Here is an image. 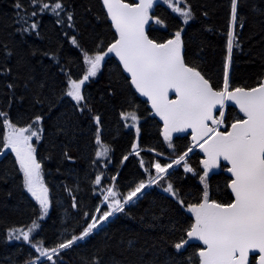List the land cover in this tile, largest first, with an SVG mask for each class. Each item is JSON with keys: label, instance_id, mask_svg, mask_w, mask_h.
<instances>
[{"label": "snow or ice", "instance_id": "1", "mask_svg": "<svg viewBox=\"0 0 264 264\" xmlns=\"http://www.w3.org/2000/svg\"><path fill=\"white\" fill-rule=\"evenodd\" d=\"M98 4L94 9L90 3L84 12L106 26L109 38L97 34L93 26L86 40L81 22L90 21L74 0H12L13 31L21 37L43 38L46 16L57 26L55 48H33L30 55L48 57L59 79L49 83L45 74L38 80L14 45L0 44L5 61L19 57L15 73L6 62L0 64V76L14 77L6 83L11 97H16L18 79L31 93L27 122L14 121L9 111L0 109V158L14 156L11 167L0 171V182L11 181L25 200L30 197L32 209L30 222L5 226L4 239L20 242V251L28 246L22 264H67L66 252L102 233L104 241L81 264H264V69L249 84L235 82L233 67L236 51H243L241 36L248 23L242 11L245 0H228L219 81L189 47L186 28L197 18L191 0H98ZM161 5L167 6L166 15ZM254 11L264 18V8ZM259 23L264 25V19ZM66 48L75 50V55L69 56ZM260 58L264 60V54ZM102 70L109 73L106 95L115 97L119 91L121 96L119 126L134 133L121 165L130 156L138 158L140 171L127 185L118 182L120 172L112 165L114 149L103 139L104 117L89 91ZM11 103L10 99L9 108ZM150 121L155 122L157 142L165 151L145 146L143 129ZM82 124L92 132L86 178L93 202L81 211L75 191L65 185L71 207L83 222L47 242L41 233L54 196L38 145L48 140L49 133L53 143L61 135L68 137L60 155L74 165L77 156L69 145L73 130ZM178 139L186 141L182 149L177 148ZM221 172L222 188L213 182ZM193 178L198 181L194 190L185 183ZM153 193L157 198L140 219L160 231L159 246L138 245L134 238L123 236L117 240L109 234L111 224L131 216ZM110 248L119 249L121 258L107 257ZM189 249L192 252L186 256Z\"/></svg>", "mask_w": 264, "mask_h": 264}, {"label": "trees", "instance_id": "2", "mask_svg": "<svg viewBox=\"0 0 264 264\" xmlns=\"http://www.w3.org/2000/svg\"><path fill=\"white\" fill-rule=\"evenodd\" d=\"M78 5V11L84 15L89 21V24L81 22L82 31L85 34V39H90L89 33L92 32L95 26V32L109 38V33L106 26L96 21L94 17L84 12L90 3L94 9L99 7L98 0H74ZM193 8L196 11V19L190 22L186 28V38L189 42L190 49L198 56L203 58V66L212 74L213 79L219 81L222 75L223 56L226 51V29L228 22L229 4L228 0H191ZM254 8H264V0H245L243 14L247 16L248 23L243 29L241 39L244 41L243 51H236L234 63V78L236 83L251 84L255 81L256 75L264 69V60L260 57L264 54V25L259 23L264 19L254 11ZM167 6L161 5L160 11L166 13ZM170 11V10H167ZM203 12H207L205 17ZM12 0H0V44L7 43L9 46H15V51L19 56H24L28 61L27 70H30L36 78L42 79L45 74L49 77V83L59 79L56 67L52 64L48 57L40 55L31 56L33 48L53 49L57 37V26L51 17H44L42 20L41 34L43 38L32 36L21 37L13 31L12 26ZM69 56L75 55V50L65 49ZM18 56L14 55L7 61L4 60L2 52H0V64L7 63L16 71ZM42 61V62H41ZM111 67V66H110ZM77 69H73L76 71ZM109 73L107 70H102V74L97 78L96 83L89 88L94 97L95 107L104 117L105 126L103 139L112 145L114 149L112 165L115 166L114 171H119L120 176L117 178L121 185H127L135 181L139 176L138 158L129 157L128 161H124L121 165L122 155L130 151V143L134 137V133H128L127 130L119 126L118 110L121 104V96L119 91L115 97L106 95V90L109 87ZM13 76H0V109L9 111L10 116L14 121L25 123L31 115L29 107L31 93H26L23 88L22 79H18V86L15 89L16 97H11V90L6 87V83L11 81ZM23 95L25 98L20 100ZM11 99V107H8ZM145 105L141 104V110ZM56 113L57 110L53 109ZM68 115H71V109H67ZM157 126L155 122L150 121L144 125L143 139L145 146L151 144L158 147L161 151H165V146L157 142ZM92 141V132L87 124H82L80 127L73 130L69 150L72 155L77 156L76 163L63 161L60 155L61 145L69 143V138L63 135L56 138L53 143L51 133L48 134V140L38 145L41 157L46 163V180L52 189L54 202L50 209L49 216L43 222V231L41 235L47 242H52L62 235H67L64 230L68 228L71 232L78 223H82V218L77 211L71 207V197L65 191V185L73 188L80 202L81 211L85 205L92 204L91 193L89 192L90 183L86 178V173L90 171L88 165V157L90 153V143ZM186 141L178 139L176 141L177 148L182 149ZM51 157V158H49ZM147 159V157H145ZM14 156H9L7 159L0 160V171L11 167V161ZM193 166H196L197 159L193 157L191 160ZM110 165V167H112ZM60 171H57V167ZM182 168L179 174H182ZM224 175L221 172L213 178L214 184H219L223 187ZM192 190L198 181L193 178L185 181ZM79 184V190L75 189V185ZM121 190H124L123 188ZM9 191L12 195L9 196ZM25 195H27L25 193ZM157 198V194L142 199L140 205L133 209L131 216H122L116 220L108 228L109 234H114L115 239L121 236L125 240L134 238L138 245H152L159 241L161 235L157 229L149 228L145 222H142L140 217L144 214L145 209L149 208V202ZM28 200H25L19 190L13 188L12 182H0V264H10V261H22L27 257L29 248L24 245L23 251L19 250L20 242H8L4 239V228L7 224H23L30 222L32 209L28 205ZM34 203V202H32ZM103 233L89 240L87 243L81 244L79 248L70 250L65 254L67 264H81L82 258L86 257L94 250V246H98L104 241ZM115 243V240L113 241ZM192 249H189L185 254H191ZM120 257V251L117 248H110L107 257ZM106 257V258H107ZM10 258V259H9ZM163 258V254H161Z\"/></svg>", "mask_w": 264, "mask_h": 264}, {"label": "water", "instance_id": "3", "mask_svg": "<svg viewBox=\"0 0 264 264\" xmlns=\"http://www.w3.org/2000/svg\"><path fill=\"white\" fill-rule=\"evenodd\" d=\"M171 95V94H170ZM141 100H143V99H145V98H140ZM157 120H158V118H157ZM2 158H0V160H1Z\"/></svg>", "mask_w": 264, "mask_h": 264}]
</instances>
